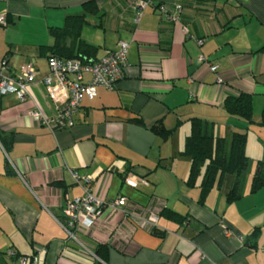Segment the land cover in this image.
<instances>
[{"label": "crops", "instance_id": "obj_1", "mask_svg": "<svg viewBox=\"0 0 264 264\" xmlns=\"http://www.w3.org/2000/svg\"><path fill=\"white\" fill-rule=\"evenodd\" d=\"M136 1L0 0L7 21L0 62L7 59L11 74L26 63L36 70L25 102L0 95V264H18L8 250L37 264H264V186L251 192L264 164V0H151L135 22ZM177 4L178 20L159 10L174 15ZM81 15L78 38L65 45H91L94 56L84 61L94 62L128 42L124 76L113 89L84 96L72 127L51 131L29 111L36 104L46 116L56 113L41 83L55 44L51 30ZM201 54L216 72L198 61ZM241 93L251 96V122L224 109L227 96ZM192 118L211 123L227 145L232 133L245 134L249 164L239 199L226 200L230 177L203 200L201 178L187 184L190 161L181 151ZM157 121L167 137L151 130ZM73 172L93 178L97 197L158 207V228L105 213L71 237L59 222L66 200L82 195ZM128 172L147 184L125 185Z\"/></svg>", "mask_w": 264, "mask_h": 264}, {"label": "built area", "instance_id": "obj_2", "mask_svg": "<svg viewBox=\"0 0 264 264\" xmlns=\"http://www.w3.org/2000/svg\"><path fill=\"white\" fill-rule=\"evenodd\" d=\"M151 4V0H137L134 3L135 22L142 10ZM176 14L161 5L159 10L167 18L178 20V12L181 5H175ZM5 15H0V25L6 26ZM188 32L186 27H183ZM200 43V41H197ZM129 43L119 41L115 50L106 51L104 56L94 62L81 63L74 59H65L53 55L47 57L48 73L42 77L41 83L51 101L56 105V113L46 116L38 105H34L29 111L32 121L37 122L49 130L56 128H69L73 126V115L78 110L83 97L92 99L96 95V88L103 87L111 90L119 79L124 76V67L127 64ZM198 61L206 63L204 55L198 56ZM209 70L216 72L217 66L206 63ZM8 61L3 58L0 62V95L13 94L23 103L29 98V87L35 83L36 70L31 63L21 66L19 73L11 74ZM85 75L89 76L85 80ZM219 80V79H218ZM74 180L80 185L82 195L73 199H67L62 208L64 222H59L68 235L73 237L74 232L86 233L94 226L102 216L111 213L118 216L122 222H132L136 225L158 228V207H141L130 202L125 196L120 195L113 200L97 197L93 191V178L91 176H79L72 173ZM125 185L135 188L139 184H147V181L134 173L128 172L123 177ZM225 228V227H224ZM229 231L225 228V233ZM114 244L115 238L111 236ZM82 250L89 249L80 243ZM6 256L14 258L18 264H37L36 257L18 255L14 250H8ZM217 264V263H212Z\"/></svg>", "mask_w": 264, "mask_h": 264}, {"label": "trees", "instance_id": "obj_3", "mask_svg": "<svg viewBox=\"0 0 264 264\" xmlns=\"http://www.w3.org/2000/svg\"><path fill=\"white\" fill-rule=\"evenodd\" d=\"M88 4L96 10L92 1ZM83 21L84 15L67 17L62 28L51 30L55 38V44L50 55L88 63L84 59L94 56V48L91 45L79 41L76 51H71L65 45L68 37L75 40L78 38ZM223 106L228 114L240 117L246 122L252 121L253 110L250 95L241 93L238 96H227ZM190 123V133L186 137L181 151V154L187 156L190 161L187 184L195 186L197 179L200 177L199 186L201 200H203L211 189L221 188L224 179L230 177L232 183L226 192V200L232 202L239 199L242 194V177L249 164V157L245 153V134L232 133L227 145L224 137L214 136L211 131V123L208 121L192 118ZM151 130L163 138L170 133L161 121L154 123ZM262 186H264V164L259 163V171L252 178L251 192L257 191ZM98 253V250H96V254ZM99 256L104 259L101 255Z\"/></svg>", "mask_w": 264, "mask_h": 264}]
</instances>
